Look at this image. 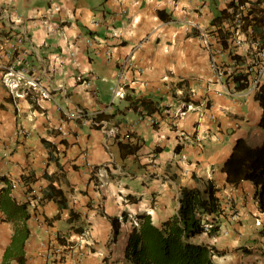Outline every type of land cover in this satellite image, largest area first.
I'll return each mask as SVG.
<instances>
[{"label":"crops","instance_id":"1","mask_svg":"<svg viewBox=\"0 0 264 264\" xmlns=\"http://www.w3.org/2000/svg\"><path fill=\"white\" fill-rule=\"evenodd\" d=\"M250 2L254 39L264 0ZM221 10L230 14L229 0H0V48L22 47L50 95L17 96L0 80V176L8 180L0 181V264H124L136 215L160 225L177 212L182 189L207 182L242 216L226 235L192 239L221 251L218 264H264L256 190L248 181L235 188L222 171L239 137L263 140L262 107L257 94L223 91L188 22L230 26V18L213 23ZM128 59L138 82L127 94L147 109L112 102ZM78 107L89 121L67 118ZM138 141L136 154L120 155L119 142ZM108 216L120 218L115 242Z\"/></svg>","mask_w":264,"mask_h":264},{"label":"trees","instance_id":"2","mask_svg":"<svg viewBox=\"0 0 264 264\" xmlns=\"http://www.w3.org/2000/svg\"><path fill=\"white\" fill-rule=\"evenodd\" d=\"M224 18H230V14L221 10L213 23L221 22ZM235 80L238 88L244 87L242 76H236ZM126 99L131 100V105L136 111H139L140 106L148 108L142 97L132 100L127 94ZM256 99L262 107L259 126L264 131V83ZM139 148V141L138 143L119 142L121 156L136 154ZM222 171L226 173L228 183L235 188L244 181L250 182L256 190L257 207L264 213V138L260 143L252 144L246 138L239 137L230 156L225 160ZM0 181L8 180L5 176H0ZM54 188L55 195L60 196V199L57 200L56 196H53V199L58 201L60 207L67 208L68 203L63 191ZM217 192L218 188L212 182H207L202 189H182L177 212L160 225L152 221L150 214L136 215L137 223L133 225L129 235L122 262L124 264H218L214 256L221 254V251L215 246L192 239L206 232V222L219 221L220 215L225 219L228 218V211L233 204L228 205L229 203L224 198L221 199ZM70 211L73 213L72 209ZM108 218L113 228L111 241L115 242L120 235V218L117 216H108ZM218 230V226H215L208 234L215 235ZM20 262L22 263L21 259Z\"/></svg>","mask_w":264,"mask_h":264},{"label":"built area","instance_id":"3","mask_svg":"<svg viewBox=\"0 0 264 264\" xmlns=\"http://www.w3.org/2000/svg\"><path fill=\"white\" fill-rule=\"evenodd\" d=\"M229 4L230 26L225 23L202 26L195 20L188 22L191 27L198 30L201 45L209 56V65L213 76L223 91L231 97L241 96L247 99L256 95L264 83V30L256 38H252L255 13L250 0H229ZM24 53L25 50L22 47H17L14 44L8 48H0V80L17 96L19 93L29 94L33 90L43 91L36 68L24 60L22 56ZM15 54L20 56L11 58ZM6 57H8L7 61ZM130 67L129 59L121 63L115 84L112 87V102L125 99L127 88L138 82L128 77L127 71ZM136 71L138 74L142 73L141 68H137ZM236 76H242L244 87L241 89L237 87ZM87 85L90 84L87 83ZM190 91L194 93V89ZM43 95L50 96L45 90ZM95 95H98L97 90ZM191 106V103L186 104L185 110H180L179 114H184ZM65 114L70 119L90 120L88 111L81 107ZM92 123L100 125L96 121ZM226 201L230 205L233 204L228 218L225 219L223 215H220L219 221L206 222V232L204 233L208 234L212 228L218 226L219 231L226 235L230 231L228 223L236 222L242 216L234 206L232 196L227 197ZM135 223L137 222L135 221ZM257 224L262 225V222L257 220ZM80 255L82 256V254Z\"/></svg>","mask_w":264,"mask_h":264}]
</instances>
